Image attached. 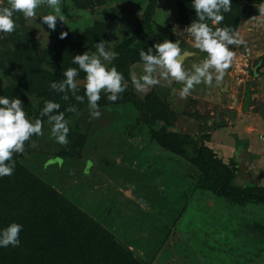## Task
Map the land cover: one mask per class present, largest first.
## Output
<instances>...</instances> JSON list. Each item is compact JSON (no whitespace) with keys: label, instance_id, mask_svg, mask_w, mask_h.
Wrapping results in <instances>:
<instances>
[{"label":"rangeland","instance_id":"rangeland-1","mask_svg":"<svg viewBox=\"0 0 264 264\" xmlns=\"http://www.w3.org/2000/svg\"><path fill=\"white\" fill-rule=\"evenodd\" d=\"M150 1L61 0L64 22L58 18L54 31L40 17L51 11L46 3L31 18L15 13V31L0 33V94L19 91L13 74L24 69L23 87L41 94L37 102L45 95L63 98L50 83L63 79L74 55L95 52L103 39L118 53L115 62L126 53L127 66L117 70L137 97L158 93L157 102L151 100L160 112L155 128L185 134L196 139L197 148L212 150L233 187L264 191V0H232V10L213 27H231L246 43L230 46L235 57L222 82L196 85L186 98L179 96L181 82L161 78L147 93L132 85L131 76L143 74L140 50L165 38L180 42L186 69L206 57L184 32L196 19L191 0H158L150 29L133 40ZM5 6L7 0H0ZM81 74L75 79L77 95L83 96ZM67 95L73 105L59 111L69 121V143H56L43 118V134L33 135L24 152L14 154L27 172L63 196L61 214L72 208L90 222L72 237H84L81 251L89 253L92 264L106 257V239L137 264H264V205L238 206L213 196L189 167L190 147L178 154L161 146L131 104L99 100L100 116L93 117L87 97L81 103ZM166 109L176 113L172 127ZM66 149L76 160L61 162L56 154Z\"/></svg>","mask_w":264,"mask_h":264},{"label":"clouds","instance_id":"clouds-1","mask_svg":"<svg viewBox=\"0 0 264 264\" xmlns=\"http://www.w3.org/2000/svg\"><path fill=\"white\" fill-rule=\"evenodd\" d=\"M51 9L49 14L40 16L43 24L51 30L57 27V19L64 22L61 11V0H7L8 6L0 7V33L15 31V13H22L25 18L37 15V9L42 4ZM191 8L195 10L196 19L184 29L193 38L194 47L206 53V57L199 63H193L191 69L184 67V57L180 42H172L165 38L163 42L155 43L147 51L141 49L140 60L143 63L140 76L132 75L131 82L140 93H147L152 86L158 85L160 79L171 83L181 82L179 91L181 98H186L194 86L201 83L211 86L213 82L223 81L226 70L232 65L235 52L230 46H241L246 42L240 34L231 27H213L224 19V13L232 10V0H191ZM264 13V3L260 5ZM211 22V23H209ZM66 33L61 34V38ZM118 57V53L109 47L105 40L95 44V52L85 51L73 56L72 63L78 65L63 71V79L50 83V88L58 93H64L63 99H68L71 92L77 101L87 103L90 114L99 117L98 101L101 92L109 94L107 99L116 102L121 93L127 89L124 76L111 62ZM85 73L84 95H77L79 72ZM61 105L55 101H45L40 113L47 117L51 126L50 133L55 142L67 145L70 131L69 121L64 112L59 111ZM67 111H75L69 108ZM43 122L41 119L32 120L27 117L23 103L18 97L9 98L0 95V178L11 176L15 171L14 153H23L25 142L33 135H42ZM23 225L11 222L0 228V248L18 247L21 243L20 233Z\"/></svg>","mask_w":264,"mask_h":264},{"label":"trees","instance_id":"trees-1","mask_svg":"<svg viewBox=\"0 0 264 264\" xmlns=\"http://www.w3.org/2000/svg\"><path fill=\"white\" fill-rule=\"evenodd\" d=\"M157 2L158 0H151L148 3L142 21L134 31L133 40H138L145 31L150 29ZM182 2L184 1L182 0ZM123 56L122 60L119 58L120 62H115V59L109 66L115 65L117 69L121 70L125 68L127 66L124 62L127 60L126 53ZM71 67L78 68V65L72 63ZM23 73L24 69L20 76L13 74L19 91L1 93L0 95L10 99L18 97L23 103L27 117L34 120L47 118L46 116L42 117L40 113L45 101L48 100L55 101L64 108L73 105L72 99L69 97L65 100L61 97L56 99L46 95L40 103L37 102L42 96L37 91H33L31 87H23ZM84 76L85 73L82 71L79 77ZM157 94L156 91H152V95H146L141 99L133 93L130 86H127V89L119 94L120 99L114 104H131L143 125L147 126L151 137L161 146H168L170 151L178 154L182 153L184 146H189L193 159L189 167L203 177L207 190L213 196L238 206L264 205L263 190L258 188L242 191L231 185L229 182L231 177H225L224 173L220 171L223 166L214 158L212 150L202 144L201 148H197L196 139L189 138L185 134L167 131L166 127L162 126L155 128L160 112L158 106L154 105L151 100L157 102ZM108 95L107 93L101 94L100 100L109 101ZM32 101H35L36 104L33 105ZM163 106L167 107V104H163ZM166 112L167 122L169 121L167 126L172 127L176 113L168 109ZM205 138L206 141L209 139L206 136ZM56 156L63 163L71 159L76 160L75 157H72L70 149L58 152ZM13 160L15 161L14 173L11 176L0 178V228L14 221L22 224L23 229L20 233L21 243L18 247L0 248V264H92L94 260L89 256V253L86 255L81 251L84 237L82 239L72 237L73 233L79 231L78 227H83L82 230L87 228V218L80 216L79 212H71V207L68 211L66 210V213L61 214L60 208L67 203L63 196L52 189L51 185L38 174L27 172L18 164L15 154H13ZM77 216L80 218L77 219ZM104 248H109V250L106 257H101V264H137L133 258L128 256L129 254L115 243L111 244L108 239L105 241ZM79 250L82 255L79 254Z\"/></svg>","mask_w":264,"mask_h":264},{"label":"crops","instance_id":"crops-1","mask_svg":"<svg viewBox=\"0 0 264 264\" xmlns=\"http://www.w3.org/2000/svg\"><path fill=\"white\" fill-rule=\"evenodd\" d=\"M207 89H208V88H207ZM209 90H210V89H208V91H209ZM208 91H205V92L203 91V92H201V93H202V94H204V93L207 94ZM210 91H211V90H210ZM205 96H206V95H204V97H205ZM227 142L229 143L230 140H228Z\"/></svg>","mask_w":264,"mask_h":264}]
</instances>
